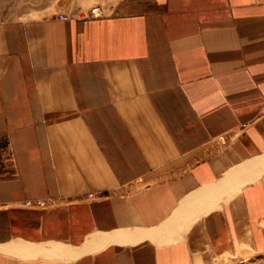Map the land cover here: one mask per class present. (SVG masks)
Here are the masks:
<instances>
[{
    "label": "crops",
    "instance_id": "0c3cea01",
    "mask_svg": "<svg viewBox=\"0 0 264 264\" xmlns=\"http://www.w3.org/2000/svg\"><path fill=\"white\" fill-rule=\"evenodd\" d=\"M109 3L2 44L0 264H205L246 216L264 245V0Z\"/></svg>",
    "mask_w": 264,
    "mask_h": 264
},
{
    "label": "rangeland",
    "instance_id": "374dc122",
    "mask_svg": "<svg viewBox=\"0 0 264 264\" xmlns=\"http://www.w3.org/2000/svg\"><path fill=\"white\" fill-rule=\"evenodd\" d=\"M109 2L110 0H0V54L3 42L10 48L13 47L11 33L17 32L15 26L23 27L35 20L101 18L105 16V8ZM95 7L102 9L101 16L92 14ZM23 34L24 29L21 35ZM231 217L233 219V216ZM255 231L251 217L246 216L245 227L239 231V236L229 239V250L225 248L222 252H216L214 249L213 253L209 252L213 260L210 258L204 263L264 264V245L260 243L261 238L256 236ZM207 251H211L210 245Z\"/></svg>",
    "mask_w": 264,
    "mask_h": 264
},
{
    "label": "built area",
    "instance_id": "2783aa9c",
    "mask_svg": "<svg viewBox=\"0 0 264 264\" xmlns=\"http://www.w3.org/2000/svg\"><path fill=\"white\" fill-rule=\"evenodd\" d=\"M102 13L103 12H102V9L100 7H95L92 10V14L95 16H101ZM102 195L104 196V192L97 191V192H90V193L86 194L85 196L87 198L94 199V198H98V197H103ZM37 203L42 205V203L40 201H38ZM28 204H30V202H28Z\"/></svg>",
    "mask_w": 264,
    "mask_h": 264
},
{
    "label": "bare ground",
    "instance_id": "6f19581e",
    "mask_svg": "<svg viewBox=\"0 0 264 264\" xmlns=\"http://www.w3.org/2000/svg\"><path fill=\"white\" fill-rule=\"evenodd\" d=\"M83 142V141H82ZM94 148V147H93Z\"/></svg>",
    "mask_w": 264,
    "mask_h": 264
}]
</instances>
